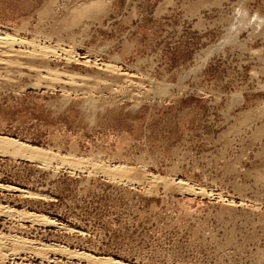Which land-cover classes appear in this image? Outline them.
I'll return each mask as SVG.
<instances>
[{
    "label": "rangeland",
    "instance_id": "rangeland-1",
    "mask_svg": "<svg viewBox=\"0 0 264 264\" xmlns=\"http://www.w3.org/2000/svg\"><path fill=\"white\" fill-rule=\"evenodd\" d=\"M97 2L0 0V264H264V0Z\"/></svg>",
    "mask_w": 264,
    "mask_h": 264
},
{
    "label": "bare ground",
    "instance_id": "bare-ground-1",
    "mask_svg": "<svg viewBox=\"0 0 264 264\" xmlns=\"http://www.w3.org/2000/svg\"><path fill=\"white\" fill-rule=\"evenodd\" d=\"M94 1V0H93ZM93 5V4H92ZM95 5V4H94ZM93 5V6H94ZM93 6H92V8L91 7H88L89 9H87V12L86 13H88V10H90V8L91 9H93L92 11H97V10H101L102 9V7H103V5H102V3L100 2V0H99V2H97V4H96V8L94 9L93 8ZM91 11V10H90ZM84 12V11H83ZM82 12V13H83ZM95 14V16H96V14L97 13H94ZM93 14V15H94ZM92 15V16H93ZM94 16V17H95ZM5 36V35H4ZM16 42H18V43H27V41H25V40H23V38H14V36L13 37H8V36H6V37H4V38H2L1 37V39H0V49H2L3 51H5V52H9V53H15V54H21L22 52H19V53H17L18 51H16V50H14L13 49V46H14V44L16 43ZM28 43H30V41H28ZM31 43H32V41H31ZM33 44V43H32ZM38 45V44H37ZM34 49V48H33ZM40 49H42V51L44 52L45 50L42 48V47H40ZM43 52H42V54H43ZM55 52V51H54ZM53 52V53H54ZM33 53V52H32ZM16 56V55H15ZM25 56V55H24ZM35 57V56H34ZM33 57V58H34ZM16 59V58H15ZM10 61V60H9ZM10 64V63H9ZM47 66V65H46ZM9 67V66H8ZM31 71V70H30ZM46 73H47V71H46ZM48 75H49V73H48ZM53 75H54V72H53ZM56 75V74H55ZM55 75H54V77H55ZM38 76V75H37ZM40 76V75H39ZM51 76H52V74H51ZM53 77V78H54ZM43 78V77H42ZM50 78V77H49ZM57 78V77H56ZM55 79V78H54ZM58 79V78H57ZM83 79V78H82ZM37 80V79H36ZM84 80V79H83ZM57 82V81H56ZM83 86V85H82ZM0 153H2V154H10V155H13V156H18V157H22V158H24V159H26V160H33V159H36V160H38V159H40V158H42V157H44V153L42 152V150L40 149V148H38V147H33V146H30V145H28V144H24V143H21V142H18L17 140H15V139H13V138H10V137H6V136H0ZM111 169H113V168H111ZM122 169V170H121ZM115 170V171H114ZM114 170H113V172L114 173H116V171H117V173L118 174H120V172H118L119 170L120 171H124L123 170V168L122 167H115L114 168ZM111 171V170H110ZM109 173V172H108ZM121 173H123V172H121ZM110 174H112V172L110 173ZM115 175V174H114ZM10 188H12V187H10ZM9 189V188H8ZM14 189V188H13ZM12 212L13 211H10V213L12 214ZM9 213V212H8ZM15 213H18V215L19 216H22L23 215V217L24 216H26V219H30L31 221H45L46 223H49V224H51V226H52V223L50 222V221H48V220H44V219H42V218H40V217H38L37 215H32V214H30V215H27V213H23V212H21V211H16ZM14 214V213H13ZM12 214V215H13ZM40 218V219H39ZM39 219V220H38ZM25 220V219H24ZM0 238H1V235H0ZM17 238V237H16ZM18 239V238H17ZM17 239H15V241H17ZM19 242L18 243H20V246L19 247H21L22 249H23V247H27V244H28V242H25L24 240H18ZM3 243V242H2ZM14 246V245H13ZM43 247H44V245H42ZM18 247V246H17ZM16 247V248H17ZM32 247V249H34L33 248V246H31ZM46 247V246H45ZM2 248V247H1ZM13 248V247H12ZM37 248V247H36ZM35 248V249H36ZM20 249V248H19ZM29 249V248H28ZM31 249V248H30ZM44 250L43 248H40V250ZM18 250V249H17ZM39 250V248H37V251ZM40 250H39V252H40ZM49 250V252L51 251V252H61V254L62 253H64V255L65 254H67V256H69V257H74V258H78V259H85L87 262H89V264H121L119 261H116V260H114V259H111V258H108V257H95V256H92V255H90V254H86V253H80V252H77V251H72V250H69V249H66V248H64V247H59V246H56V245H51V246H49L48 247V249L46 250V251H48ZM23 251V250H22ZM29 252H31L30 250H28ZM35 251V250H34ZM37 251H36V253H37ZM45 251V250H44ZM32 254V253H31ZM39 255V254H38ZM42 255V254H41ZM44 255V254H43Z\"/></svg>",
    "mask_w": 264,
    "mask_h": 264
}]
</instances>
